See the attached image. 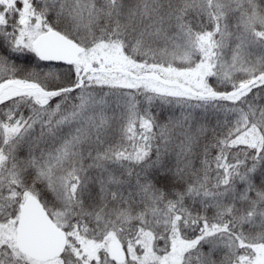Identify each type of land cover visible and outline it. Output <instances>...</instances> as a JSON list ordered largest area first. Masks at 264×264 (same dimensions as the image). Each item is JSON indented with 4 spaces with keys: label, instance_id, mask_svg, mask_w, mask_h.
<instances>
[{
    "label": "snow or ice",
    "instance_id": "1",
    "mask_svg": "<svg viewBox=\"0 0 264 264\" xmlns=\"http://www.w3.org/2000/svg\"><path fill=\"white\" fill-rule=\"evenodd\" d=\"M0 264H264V0H0Z\"/></svg>",
    "mask_w": 264,
    "mask_h": 264
}]
</instances>
